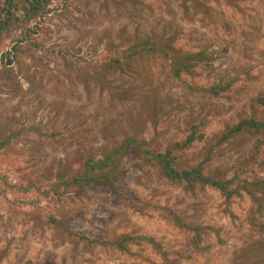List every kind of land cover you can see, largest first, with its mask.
I'll use <instances>...</instances> for the list:
<instances>
[{"label": "rangeland", "instance_id": "1", "mask_svg": "<svg viewBox=\"0 0 264 264\" xmlns=\"http://www.w3.org/2000/svg\"><path fill=\"white\" fill-rule=\"evenodd\" d=\"M248 118L264 0H0V264H264V136H225Z\"/></svg>", "mask_w": 264, "mask_h": 264}, {"label": "trees", "instance_id": "2", "mask_svg": "<svg viewBox=\"0 0 264 264\" xmlns=\"http://www.w3.org/2000/svg\"><path fill=\"white\" fill-rule=\"evenodd\" d=\"M189 68L185 67L182 65L178 69L179 73L186 72L188 71ZM226 86H210L208 88H203V91L207 92L208 94L211 95H219L221 92H223L224 89H226ZM205 89V90H204ZM243 133H248L250 136H264V123H261L253 118H248V119H242L237 126L230 128L227 131V134L225 136L228 137H233L235 135H241ZM193 138V133L190 132V134L187 137V141H192ZM261 139V138H258ZM131 139L126 140L122 146H120L121 149H125L126 146L130 145ZM148 152V151H147ZM119 152H114V154H117ZM157 157V160L159 161L161 168L164 171V175L169 178L170 180H175L178 178H183L186 181H193V180H202L200 174L196 173L195 169H192L190 171H183L180 174L176 172L174 167H172L171 164V157H167V154H160L157 153L155 154ZM113 161L112 156L105 157L103 160H93L91 158H86L81 162V164L78 166L74 174L70 175L69 180H65V183H68L70 186H83L84 184H88L91 182H98L100 180H104V182L108 181L110 179L112 171H114L115 165H113L109 162ZM207 181V180H206ZM239 182L236 177L231 178L227 181H222V182H212L214 185L219 186V190L222 192L223 196L225 197L226 200H229L232 196L235 194H238V188L236 183ZM262 203L259 202L258 207L264 208Z\"/></svg>", "mask_w": 264, "mask_h": 264}]
</instances>
